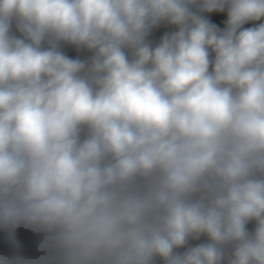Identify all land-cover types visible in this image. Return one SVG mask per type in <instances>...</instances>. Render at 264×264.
<instances>
[{
  "label": "clouds",
  "instance_id": "clouds-1",
  "mask_svg": "<svg viewBox=\"0 0 264 264\" xmlns=\"http://www.w3.org/2000/svg\"><path fill=\"white\" fill-rule=\"evenodd\" d=\"M0 264H264V0H0Z\"/></svg>",
  "mask_w": 264,
  "mask_h": 264
},
{
  "label": "trees",
  "instance_id": "trees-1",
  "mask_svg": "<svg viewBox=\"0 0 264 264\" xmlns=\"http://www.w3.org/2000/svg\"><path fill=\"white\" fill-rule=\"evenodd\" d=\"M221 18H224V17H221Z\"/></svg>",
  "mask_w": 264,
  "mask_h": 264
}]
</instances>
